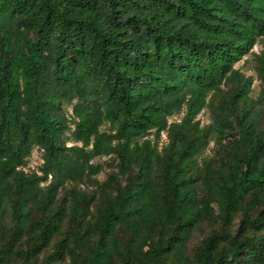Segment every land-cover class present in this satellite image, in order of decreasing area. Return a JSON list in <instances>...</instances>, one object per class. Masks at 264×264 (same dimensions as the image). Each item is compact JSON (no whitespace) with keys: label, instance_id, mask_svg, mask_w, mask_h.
Masks as SVG:
<instances>
[{"label":"trees","instance_id":"trees-1","mask_svg":"<svg viewBox=\"0 0 264 264\" xmlns=\"http://www.w3.org/2000/svg\"><path fill=\"white\" fill-rule=\"evenodd\" d=\"M259 104L264 0H0V264H264Z\"/></svg>","mask_w":264,"mask_h":264},{"label":"rangeland","instance_id":"rangeland-1","mask_svg":"<svg viewBox=\"0 0 264 264\" xmlns=\"http://www.w3.org/2000/svg\"><path fill=\"white\" fill-rule=\"evenodd\" d=\"M262 50V45L260 43H257L252 51L245 55L240 61H238L234 68L238 69L239 72H241L246 77H251L253 79L251 84V89L249 93V97L256 101L258 100L259 92L262 88V83L257 78V73L255 70L256 63H255V57L256 55H259ZM257 108H260V110L264 107L262 105H257ZM256 107V106H255ZM184 110H181L176 115L172 116L168 119V122H178L180 118L183 116ZM197 120H199L200 125H208L212 121V112L208 108H204L201 110V112L196 117ZM166 142V134L162 133L159 140V148ZM75 143L72 141L69 142L67 145L71 146ZM212 154V144L209 145V147L205 150L204 156H209ZM94 162L102 164V170L100 173L94 176L95 180L98 182L104 181L107 176L112 174L114 171H116L115 163L112 157H103L95 159ZM42 163V152L38 148H34L30 154V156L26 159L25 164L23 165L22 169L24 172L30 173V172H38V168ZM50 179V177H49ZM89 188H93L92 186ZM216 226L215 224H209L205 223L201 225L193 234L191 241L188 243L185 254L188 258L192 257L193 250L197 246V244L200 242V240L206 236L210 229L214 228Z\"/></svg>","mask_w":264,"mask_h":264}]
</instances>
